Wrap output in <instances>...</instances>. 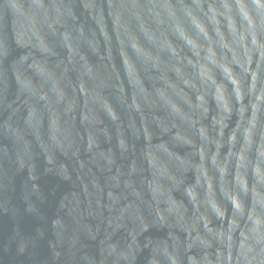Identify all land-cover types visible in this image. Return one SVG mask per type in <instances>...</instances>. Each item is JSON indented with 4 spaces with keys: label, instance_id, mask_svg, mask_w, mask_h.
Masks as SVG:
<instances>
[{
    "label": "clouds",
    "instance_id": "1",
    "mask_svg": "<svg viewBox=\"0 0 264 264\" xmlns=\"http://www.w3.org/2000/svg\"><path fill=\"white\" fill-rule=\"evenodd\" d=\"M64 6L65 0H0V12L16 17L5 23L0 16V108L12 117L0 122V189L6 179L27 173L23 198L27 211L44 221L36 232L48 248L36 260L35 241L22 238L19 255L35 264H264V138L250 158L256 126L243 119L247 109L255 113L264 105V90L253 96L255 103L246 102L251 90L243 75L217 80L207 64L181 104L167 88L138 95L130 83L122 104L114 97L119 114L102 111L97 118L95 128H110L112 136L100 132L103 142L93 147L81 134V93L91 113L104 82L92 80L84 92L74 79V57L52 60L40 40L43 32L60 36L53 30ZM162 9L150 0L136 19L154 31H180L191 17L183 7ZM233 10L246 21L245 32L264 33V0H233ZM118 40L136 54L139 39L132 43L128 29ZM125 64L122 58L127 79ZM233 112L241 117L244 148L231 129L229 136L223 132ZM225 142L236 151L224 148L223 155ZM166 143L175 154L161 152ZM49 174L59 180L50 204L40 183Z\"/></svg>",
    "mask_w": 264,
    "mask_h": 264
},
{
    "label": "water",
    "instance_id": "2",
    "mask_svg": "<svg viewBox=\"0 0 264 264\" xmlns=\"http://www.w3.org/2000/svg\"><path fill=\"white\" fill-rule=\"evenodd\" d=\"M159 2L162 10L168 12L177 6L183 7L185 14L190 12L188 24L180 31H154L145 27L142 20L136 19V14L143 17V9L149 6L150 0H65L61 23L53 30H58L60 36H54L51 32L40 34V40L52 60L57 56L65 59L74 57L77 62V76L74 79L84 92L89 90L92 80L104 82V90L96 94L98 108L91 113L84 109L81 93L78 119L83 118L86 129L81 134L91 138L93 147L103 142L100 132L112 136L110 128H95L97 118L102 119V111L111 110L119 114L120 105L114 97L122 104L120 94H129L130 83L138 95L144 90L152 91L153 86L167 88L171 98L181 104L183 99L191 97L190 85L198 83L195 77L200 67L207 64L217 80L229 74L243 75L251 90V94L245 98L246 102L252 100L255 103L253 96L259 97L260 91L264 90V33L254 29L245 32L246 21L235 14L233 0H183L182 4L181 0ZM0 16L5 23L16 20L7 9L0 12ZM17 23L22 25L23 18ZM125 29L131 34L132 43L139 39L135 55L119 47L118 36L122 38ZM20 31L23 32V28ZM29 35H24V39L27 40ZM118 51L121 55H117ZM122 58L126 61L127 79L121 71ZM81 73L87 75L81 78ZM12 91L14 89L9 85L8 93ZM11 119L9 113L0 108V122L11 123ZM243 119L256 126L251 143L247 145L248 155L254 159L255 146L264 138V105H257L255 113L247 109ZM225 123V136L230 135L231 129L237 135L241 148H244L245 142L239 135L241 117L233 112ZM38 135L42 137L43 134ZM4 139L0 137V141ZM25 143L31 147L32 141L26 139ZM224 148L229 152L236 151L234 144L225 142L221 146L225 156L228 152H224ZM160 149L161 152L166 149L175 154L170 144L160 145ZM159 159L162 166L166 164L163 155ZM26 179V172L17 173L14 180L6 179L5 187L0 189V264H35L27 255H19L17 244L22 238L35 241L36 260L48 254L46 239H39L36 232L44 221L27 211L23 198ZM40 183L50 204L51 190L59 180L49 174L43 176ZM49 204L42 206L48 214L52 211Z\"/></svg>",
    "mask_w": 264,
    "mask_h": 264
}]
</instances>
